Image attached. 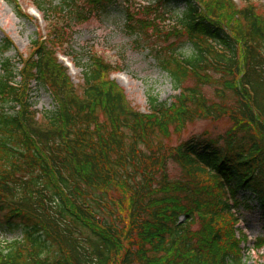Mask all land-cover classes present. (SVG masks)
Wrapping results in <instances>:
<instances>
[{"label": "trees", "instance_id": "16d2710c", "mask_svg": "<svg viewBox=\"0 0 264 264\" xmlns=\"http://www.w3.org/2000/svg\"><path fill=\"white\" fill-rule=\"evenodd\" d=\"M157 1L175 2L173 10L184 4L171 31L164 25L173 43L185 36L190 53L161 42L158 21L136 26L131 0L33 1L50 31L45 39H65L77 23L114 8L133 24L135 43L157 35L151 50L176 94L151 95L143 112L111 79L109 63H84L78 89L41 45L19 59L20 69L5 58L0 226L18 236L0 248V264H255L240 233L244 212L264 219V16L232 0ZM11 47L3 39L0 54ZM210 85L216 100L205 95ZM40 90L52 109L34 108ZM197 118H228L232 127L169 147L170 127Z\"/></svg>", "mask_w": 264, "mask_h": 264}, {"label": "rangeland", "instance_id": "374dc122", "mask_svg": "<svg viewBox=\"0 0 264 264\" xmlns=\"http://www.w3.org/2000/svg\"><path fill=\"white\" fill-rule=\"evenodd\" d=\"M19 7L27 18L21 17L16 13L13 4L0 0V42L7 39L12 43V47L3 54H0V72L1 62L5 58H10L11 63L18 69L21 67L19 59H25L32 54L37 46H43L53 54H58L60 61L69 66V75L72 83L79 89L82 85L83 64L90 61L99 60L111 64L114 67L111 78L116 81L124 90L128 100L135 109L143 112L147 111L150 96H156L160 100L172 99L176 94L173 89L172 82L168 73L161 69L156 61L154 52L151 48L157 41V35L151 37L150 42L147 38H142L135 43L133 37V24L126 20L123 13L117 9L111 12H101L99 16L82 21L74 25L65 35V39L58 37L48 38V31L45 22L42 20L41 14L31 7L35 0H16ZM57 1V0H55ZM202 3L205 0L201 1ZM237 9L247 6H253L256 12L264 16V0H232ZM176 3L172 2L165 5L157 0H131L129 7L134 12V20L136 26L144 24L147 27L151 22L158 21L163 27V32L157 34L160 36L161 42L166 44L181 45V51L190 53V44L186 42L183 34L177 42L175 34L170 35L165 32L167 25L176 17L181 15L184 4H180L179 8L173 10ZM172 7V8H171ZM167 25H164V24ZM233 24V23H231ZM150 28V27H149ZM54 29L51 28V34ZM165 34L170 39L165 38ZM145 46V48H143ZM164 47V46H163ZM70 54L76 62L75 66L69 65L70 60L64 56V53ZM211 86V85H210ZM206 86L204 90L208 98L216 100L217 97L213 86ZM33 102L35 109L44 111L53 108V99L46 90L33 91ZM229 94L227 99L232 100ZM232 127V121L228 118H197L193 121H187L185 125L171 126L165 141L169 147H176L183 140L196 135H205L211 138H218L226 133ZM169 173L174 178L180 177V168L172 161L168 164ZM241 214L243 220L241 222L242 233L248 238V242L242 243V247L246 248V253L251 261L255 264L264 263V248L258 250L257 243L259 237L264 235V219L253 211H246ZM0 216L2 213L0 212ZM238 232V235H240ZM18 234H10L0 226V248L7 241L17 237ZM243 238V237H242ZM245 240V239H242ZM250 250V252H249Z\"/></svg>", "mask_w": 264, "mask_h": 264}]
</instances>
